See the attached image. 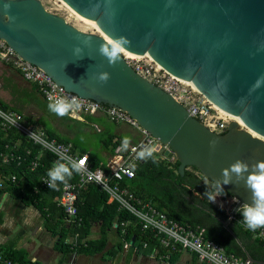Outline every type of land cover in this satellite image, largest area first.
Returning a JSON list of instances; mask_svg holds the SVG:
<instances>
[{
  "label": "water",
  "instance_id": "95a60500",
  "mask_svg": "<svg viewBox=\"0 0 264 264\" xmlns=\"http://www.w3.org/2000/svg\"><path fill=\"white\" fill-rule=\"evenodd\" d=\"M65 1L111 41L126 38V52L149 55L163 71L195 85L211 103L239 118L247 131L232 122L225 134L211 132L139 77L122 53L110 64L99 51L110 46L103 37L49 12L43 0H0V40L67 94L127 112L168 146L153 152L178 161L180 177L196 168L237 200L235 214L252 203L244 179L231 172L226 178L223 170L237 160L250 166L264 161V81L250 92L264 77V0ZM5 3L11 5L7 10ZM101 73H108L107 82L99 80ZM231 225L226 221L223 227L235 237Z\"/></svg>",
  "mask_w": 264,
  "mask_h": 264
},
{
  "label": "built area",
  "instance_id": "2783aa9c",
  "mask_svg": "<svg viewBox=\"0 0 264 264\" xmlns=\"http://www.w3.org/2000/svg\"><path fill=\"white\" fill-rule=\"evenodd\" d=\"M46 9L48 10L47 7ZM123 56L127 65L139 77L152 83L164 94L169 95L177 104L184 107L191 117L198 120L211 132L225 134L229 131L232 121L228 115H224L213 103L187 82L163 71L149 55L138 56L137 58ZM0 62L16 66L26 81L39 87V91L47 103L50 104L58 98H63L67 102L75 100L76 103L81 105V108L67 113V116L73 120H81L84 117L103 114L112 122L130 124L135 128L141 129L145 134V139L140 144L126 147L125 150L123 148L121 153L116 155L105 169H94L89 157L85 154L75 153L72 145L51 139L44 131H40L32 125L23 115L0 108V129L18 132L32 146L38 147L42 152L56 158L52 168L55 165L64 164L71 170L69 178H77V181H57L55 187L49 188L50 178L48 174H44L39 177L40 187L38 185L35 188L36 191L54 189L60 193L57 199V206L63 210L67 225L71 228H82L83 219L80 217L77 204L83 189L92 185L107 197L109 205L114 204L119 208L120 212L130 214L135 219V226L138 225L143 231L153 233L155 239L165 250L164 253L159 255V251L155 248L153 249L155 257L162 261L170 259L171 253L189 252L195 254L204 264H252L249 259L243 260L233 254L226 253L222 246L207 237L203 228H192L179 223L170 218L165 212L160 211L152 200H144L124 186L125 183L137 177V165L147 157L156 154L153 150H156L158 146H162L164 150H169L168 146L160 144L159 140L143 130L142 126L127 112L117 108L100 106L67 94L64 88L56 85L42 69L21 58L15 50L7 46L2 40H0ZM32 133H35L34 137L30 136ZM25 149L27 157L31 158L35 149L29 147ZM141 153H144V155L141 156ZM21 157L18 154L14 155L6 152L4 156L0 154V163L16 162V164L21 165ZM83 158H87L85 165L82 166L85 171L77 173L72 170V164L76 160ZM30 163L32 171L38 173L42 167L41 159L37 157ZM18 178V175H14L5 180L0 179V192L6 186L18 185L20 183ZM234 203L237 205L239 202L234 199ZM242 211L243 206H241L239 213H242ZM228 220L231 223L240 221L237 214H234V210L228 214ZM130 224L133 223L131 221L123 222L121 228H128ZM239 224L245 226L243 223ZM115 227L117 228V225ZM122 232L125 235L126 232ZM254 238L264 244V227L256 229ZM65 242L70 251L76 254L80 249V245L84 244L85 241L80 234H75L66 239ZM125 245L126 247H131L132 244L126 242ZM144 247H148L147 242L144 243ZM135 249L138 248L136 247ZM0 264L21 263L0 252Z\"/></svg>",
  "mask_w": 264,
  "mask_h": 264
},
{
  "label": "crops",
  "instance_id": "0c3cea01",
  "mask_svg": "<svg viewBox=\"0 0 264 264\" xmlns=\"http://www.w3.org/2000/svg\"><path fill=\"white\" fill-rule=\"evenodd\" d=\"M39 90L37 85L24 79L21 71L16 66L0 62V108L23 115L32 125L38 130L44 131L51 139L66 142V144L72 145L75 153L85 154L89 158L90 152L78 153L77 147L71 141H74L78 134L76 127L78 126V129L83 130L80 125H87L88 121L92 120L90 125L93 130L106 138L101 143V148L98 151L107 160L105 164L99 166L94 158L90 159L94 169H102V166H107L112 162L123 148L125 150L126 147L138 145L145 139V134L141 129L127 123L112 122L103 114L84 117L81 120H73L67 114L58 116L49 110V103L44 100ZM83 132H86V130H83ZM25 140L18 132L0 129V154L4 156L7 152L8 154L22 156L21 165L16 164V162L0 163V179L5 180L17 175L4 172V167L27 168L28 171L35 174L36 172L32 171L30 161L32 162L37 157L41 159V169H47L45 174H48L49 170L52 169L56 158L42 152L26 140L27 144L31 145L29 148L36 150L32 157L28 158L25 153L26 147L23 146ZM125 141H127L126 147H124ZM4 144L5 146H3ZM31 173L26 174L23 181L37 180V177H40ZM64 180L77 181V178L70 179L69 176H65ZM5 192L2 195V192L0 193V252L7 257H15L18 263L204 264L195 254L189 252L171 253L170 259L162 261L155 257L152 250L126 247L123 243L122 230H117L115 226L104 228L101 223H92L91 225L88 241L95 243V246H92L91 250L74 254L63 246L66 244L65 240L69 237L63 239L60 228L57 231L52 227L50 228L44 212L46 209L43 210L38 203L32 202L24 194L25 190L17 188L14 191L7 190ZM212 203L224 210L226 216L233 210L235 212L237 207L233 197L229 200L222 194L216 195L215 201ZM106 205L109 204L106 203Z\"/></svg>",
  "mask_w": 264,
  "mask_h": 264
},
{
  "label": "trees",
  "instance_id": "16d2710c",
  "mask_svg": "<svg viewBox=\"0 0 264 264\" xmlns=\"http://www.w3.org/2000/svg\"><path fill=\"white\" fill-rule=\"evenodd\" d=\"M25 141L23 146L30 147L31 145ZM58 142L64 143L63 141ZM93 158L90 154L89 159L92 160ZM179 166L178 161L173 162L163 156L153 154L137 165V177L125 183L124 186L138 197L144 200H152L160 211L165 212L179 223L192 228L205 229L207 237L222 246L226 253L233 254L243 260L250 258L254 264H264V244L254 238L256 230H249L235 222L231 225L234 237L228 230L224 229L223 223L228 221V216L224 210L210 202L205 194L215 193L218 187L203 179L196 168L187 169L185 176L180 177ZM102 167V169L106 168V166ZM3 171L17 174L20 177V183L15 186H6L2 193L0 192L1 195L7 190L14 191L17 188L25 190L24 194L32 202L38 203L43 210L46 209L44 212L50 228L52 227L55 231L60 228L63 239L75 234L81 235L85 242L80 245L77 253L91 250L92 246H95V243L88 241L92 223H101L104 228H112L117 225V230L126 232L123 235L124 244L130 242L131 247H137L139 250L145 248L144 243L147 242L148 247L146 249L153 251L155 248L159 251V255L164 253L165 250L160 246L152 232L143 231L138 225L135 226V219L128 213L120 212L116 205H106L107 197L101 194L96 187L88 186L80 194L77 206L80 217L83 219V226L81 229H76L67 225L63 210L57 206L59 192L54 189L36 191L35 188L40 184L39 177L37 180L23 181L26 174L31 173L27 168L21 169L11 166L4 167ZM46 172L47 169L42 168L38 173H35L36 175L31 174L41 177ZM222 195L232 197L224 191ZM237 217L241 220V212L237 214ZM126 221H131L133 224H130L128 228H121V224ZM63 246L70 251L67 244ZM8 257L16 261L15 257Z\"/></svg>",
  "mask_w": 264,
  "mask_h": 264
},
{
  "label": "clouds",
  "instance_id": "9594fccd",
  "mask_svg": "<svg viewBox=\"0 0 264 264\" xmlns=\"http://www.w3.org/2000/svg\"><path fill=\"white\" fill-rule=\"evenodd\" d=\"M3 7L5 10H7L11 7V5L9 3H5ZM5 18V20H11V17L8 15H5ZM128 44L129 41L126 38L120 37L113 40L110 43V46L102 45L99 51L101 55L105 56L108 59L110 64L114 65L120 59V52L122 48ZM78 52L79 49H74V54ZM108 79V73H101L99 76V80L102 82H107ZM260 81H264V77H261L257 80L253 88L250 89V92L255 90ZM48 107L52 113L58 116H64L69 113V111L79 110L81 108V105L76 103L75 100H73L72 102H67L63 98H58L50 103ZM30 136L34 137L35 133L30 134ZM211 143L215 145L216 141H212ZM124 146H127V141H125ZM143 155L144 153H141V156ZM86 160L87 158H83L78 161L76 160L72 164L71 169L75 170L77 173L85 171L82 166L85 165ZM230 172L236 174L238 177L243 178L245 181V186L250 189L252 193V203L243 206V211L241 213L242 218L237 223H243L247 229L252 231L264 227V161L256 162L255 164L250 166L247 163L237 160L229 166V169L223 170V175L227 178L229 177ZM48 176L50 178L48 187L52 188L55 187L57 181H64L65 176L70 177L71 170L64 164H58L49 170ZM229 182V179H225L224 181V183ZM205 194L210 201L214 202L216 195L223 194V188L218 187V190L215 193Z\"/></svg>",
  "mask_w": 264,
  "mask_h": 264
},
{
  "label": "rangeland",
  "instance_id": "374dc122",
  "mask_svg": "<svg viewBox=\"0 0 264 264\" xmlns=\"http://www.w3.org/2000/svg\"><path fill=\"white\" fill-rule=\"evenodd\" d=\"M43 2L50 12H55L57 13V15L65 17L71 25H74L79 30L86 33L96 34L99 36L96 30L92 29L85 23L77 21L76 17L72 16L69 10L65 8L58 0H43ZM230 120L233 121L231 118ZM88 122L89 123L87 125H80V127H82L83 130H86V132H83V130L78 129V126L76 127L78 134L76 135L74 141L71 142H73L77 147L78 153L90 152L89 154H92L95 161L98 163L99 166H101L105 164L107 160L103 156V154H101L98 150L101 148V143L106 138H104L102 135L96 133L93 130L90 125L92 123V120H89ZM240 129L246 131L244 127H241ZM173 162H175V160H173ZM226 198L230 200L232 197L226 196Z\"/></svg>",
  "mask_w": 264,
  "mask_h": 264
},
{
  "label": "bare ground",
  "instance_id": "6f19581e",
  "mask_svg": "<svg viewBox=\"0 0 264 264\" xmlns=\"http://www.w3.org/2000/svg\"><path fill=\"white\" fill-rule=\"evenodd\" d=\"M65 8H67L69 10V12L72 14V16L76 17L77 21L81 22V23H85L86 25L90 26L92 29L96 30L99 34V36L103 37L106 42H108L109 44L112 42L109 38H107L96 26V24L94 22H90L88 20H85L83 17H81L77 12H75V10L73 8H71L70 6H68L66 4V1L65 0H58ZM123 55H125L126 57L128 58H137L138 56L137 55H134V54H131L129 52H126L123 48L121 50V52ZM160 67V66H159ZM161 68V67H160ZM162 69V68H161ZM190 86H192L195 90L198 91L197 87L195 85H193L192 83L190 82H187ZM216 106V105H215ZM216 108L218 110H220L224 115H228L226 114L223 110H221L218 106H216ZM234 122L238 123L239 127H245V125L241 122V120L235 116H231V115H228ZM232 121V122H233ZM247 131V129H246ZM255 138L257 137L255 134L251 133Z\"/></svg>",
  "mask_w": 264,
  "mask_h": 264
}]
</instances>
